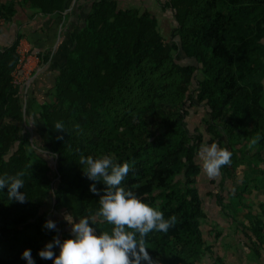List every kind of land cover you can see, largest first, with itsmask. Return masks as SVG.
Masks as SVG:
<instances>
[{"label": "trees", "instance_id": "trees-1", "mask_svg": "<svg viewBox=\"0 0 264 264\" xmlns=\"http://www.w3.org/2000/svg\"><path fill=\"white\" fill-rule=\"evenodd\" d=\"M69 1L0 0V25L22 15L61 16ZM123 1L77 7L63 53L44 78L46 98H28L37 88L33 82L24 113L13 81L23 34L0 44V175L23 172L18 190L26 196L17 203L8 200L6 187L0 190V264H25L26 247L35 264H52L37 250L70 234L65 212L87 217L97 232L111 227L97 215L106 185L87 178L80 162L101 154L128 162L121 184L165 218L175 216L166 232L143 237L157 264H225L215 247L222 230L196 185L205 136L231 153L219 169L221 214L233 223L238 244L259 258L264 203L252 212L245 199L249 187L264 193V0H165L161 8L174 21L170 39L154 12ZM192 108L203 111L204 131L187 127ZM24 122L34 131L33 143ZM46 219L55 230L43 227Z\"/></svg>", "mask_w": 264, "mask_h": 264}, {"label": "clouds", "instance_id": "clouds-1", "mask_svg": "<svg viewBox=\"0 0 264 264\" xmlns=\"http://www.w3.org/2000/svg\"><path fill=\"white\" fill-rule=\"evenodd\" d=\"M56 127L61 125L57 123ZM197 155L202 171L215 176L222 165L229 163L231 153L216 142H202ZM80 162L87 178L102 180L106 185L99 197L97 215L111 227L97 232L87 217L74 219L71 213L65 212L62 218L70 225V234L63 239L54 236L45 241L37 255L44 260L51 259L52 264H157L149 256L143 237L152 230L166 232L175 222V216L165 218L161 210L121 184L129 171L128 162L117 161L111 154L81 157ZM23 175V172L0 175V190L7 188L9 201L25 202L24 192L18 190L23 187ZM89 188L96 191L93 185ZM43 227L55 230L56 224L46 219ZM21 258L25 264H35L27 247L22 250Z\"/></svg>", "mask_w": 264, "mask_h": 264}, {"label": "crops", "instance_id": "crops-1", "mask_svg": "<svg viewBox=\"0 0 264 264\" xmlns=\"http://www.w3.org/2000/svg\"><path fill=\"white\" fill-rule=\"evenodd\" d=\"M165 0H124L126 4H130L142 9H147L151 12L159 6ZM88 0H70L67 9L61 16L56 14H50L49 16H43L41 14L35 15L32 18H27L25 15L16 18L18 23V31L23 36L19 39L18 52L20 54V60L25 61L23 70L20 71V78H34L33 81H25V85L19 84V92L21 95L22 107L24 112L26 104H29V99L35 97L36 100H43L46 98V92L50 87V83H46L45 79L51 73V64L61 57L63 53V46L69 27L74 23L76 9L79 5L85 4ZM130 2V3H129ZM14 21V22H15ZM48 56V60L43 59L44 56ZM35 65V66H34ZM31 73V76H26L27 73ZM37 86L36 90L31 92V85ZM39 87V89H38ZM30 93V94H29ZM29 94V95H28ZM28 95V100H27ZM31 95V96H30ZM30 127V126H29ZM264 169V165L260 164ZM242 166L238 167L240 172ZM219 172V171H218ZM241 175V172H240ZM240 177V176H239ZM238 177V178H239ZM219 178L215 184V190L212 193V205L211 217L216 223L218 229L222 230V239L215 244V247L220 255L224 256L225 264H264V246L260 249L261 254L259 258H255L247 249H243L237 242V237L233 235V223H229V220L225 218V215L221 214L220 205L217 203L215 195L219 193L218 183ZM228 185V184H227ZM228 189H231L233 185H228ZM250 192L254 190L253 195L250 198L245 199V203L251 206L252 212L258 210V204L264 203V193L262 188L255 189L249 187ZM243 215V212L241 213ZM226 220H225V219Z\"/></svg>", "mask_w": 264, "mask_h": 264}, {"label": "rangeland", "instance_id": "rangeland-1", "mask_svg": "<svg viewBox=\"0 0 264 264\" xmlns=\"http://www.w3.org/2000/svg\"><path fill=\"white\" fill-rule=\"evenodd\" d=\"M124 4H125V2H124ZM154 13L157 17L158 27H159L161 34L164 35L167 39H170L169 38L170 32L174 28V21H173L171 13L167 9L160 8V6H159V8L157 7L154 10ZM18 18H20V17H18ZM17 31H18L17 21H15L12 25H6L5 26L4 24H1L0 25V44L1 45L9 44L11 42L12 38L14 37L15 32H17ZM22 59L23 60L20 61V64L18 65V68H17L15 74L13 75V79L15 80L14 81L15 84H21L24 86L26 80L28 82L33 81L35 77L34 78H28V79L20 78V71L23 70L24 68H26V66H25L26 60L24 58H22ZM31 73L28 72L26 74V76L27 77L31 76ZM191 111L194 113L191 112L192 114L189 115V117H187V119H186L187 127L189 128V130H191L192 126L197 125V126H199L201 131H204L203 125L201 123V116H202L203 111L200 110V108H196L195 110H193V108H192ZM24 125L29 126V124L26 122H24ZM25 126H24V129L26 131V134L30 138V142L33 143L34 137L32 134L34 131H33V129L29 130ZM204 135H205V133H204ZM206 139H207V137L205 136L204 142L206 141ZM36 140H37V138H36ZM34 145L36 146V144H34ZM196 161L200 164V160H199L198 155L196 156ZM240 166H242V169L244 168L243 165H240ZM237 175H238L237 177H239L240 172L237 171ZM218 178H219V172L215 176H208L201 169V173L197 177V181H196V185H197V188L199 190V194H200L201 198L203 199V205H204L205 211L208 213L209 216H211V211L213 210L212 193L215 190V184H216ZM253 192H254V190H251V192L247 196V198H250L253 195ZM54 216H57L58 218H60L58 213H54ZM67 229H68V231L70 229V225H68V223H67Z\"/></svg>", "mask_w": 264, "mask_h": 264}, {"label": "water", "instance_id": "water-1", "mask_svg": "<svg viewBox=\"0 0 264 264\" xmlns=\"http://www.w3.org/2000/svg\"><path fill=\"white\" fill-rule=\"evenodd\" d=\"M22 111H23V113H24V107H22ZM25 126V125H24ZM26 128H28L29 130H31V128L29 127V126H25ZM30 139V138H29ZM53 166H54V164H53ZM52 203H54V200L52 201Z\"/></svg>", "mask_w": 264, "mask_h": 264}, {"label": "built area", "instance_id": "built-area-1", "mask_svg": "<svg viewBox=\"0 0 264 264\" xmlns=\"http://www.w3.org/2000/svg\"><path fill=\"white\" fill-rule=\"evenodd\" d=\"M20 61H21V60H19V64H20ZM19 64H18V65H19ZM14 74H15V73H14ZM14 74H13V75H14ZM13 81H15V80L13 79Z\"/></svg>", "mask_w": 264, "mask_h": 264}]
</instances>
